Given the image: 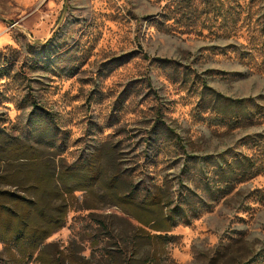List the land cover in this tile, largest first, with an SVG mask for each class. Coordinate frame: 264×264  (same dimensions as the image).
Wrapping results in <instances>:
<instances>
[{"label":"rangeland","instance_id":"rangeland-1","mask_svg":"<svg viewBox=\"0 0 264 264\" xmlns=\"http://www.w3.org/2000/svg\"><path fill=\"white\" fill-rule=\"evenodd\" d=\"M94 152L57 264H264V0H0V190ZM114 177L161 193L151 224Z\"/></svg>","mask_w":264,"mask_h":264},{"label":"trees","instance_id":"trees-1","mask_svg":"<svg viewBox=\"0 0 264 264\" xmlns=\"http://www.w3.org/2000/svg\"><path fill=\"white\" fill-rule=\"evenodd\" d=\"M100 154L94 152L86 158L75 160L68 168L67 163L54 168H42L33 174L29 194L0 190V238L11 243L22 255L32 257L38 253L37 258L44 264H57L44 254L41 246L49 236L65 226L68 212L74 204L71 201L77 199L75 192L98 178L96 164ZM107 186L112 197L125 205L123 210L139 224L152 223L145 205L160 204L161 193L151 194L149 190H140L139 185L119 177H114ZM128 190L130 197L126 196L129 195ZM173 211L175 213L170 216L159 218L151 228L154 231H170L177 220L176 210ZM105 226L103 228L109 231L107 237H113V230ZM151 235L162 237L161 233Z\"/></svg>","mask_w":264,"mask_h":264}]
</instances>
